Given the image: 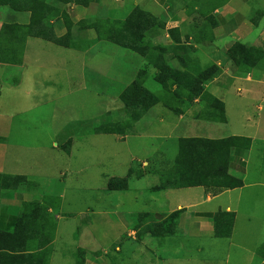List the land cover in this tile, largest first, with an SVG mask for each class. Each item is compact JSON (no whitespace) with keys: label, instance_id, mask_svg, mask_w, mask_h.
Instances as JSON below:
<instances>
[{"label":"crops","instance_id":"1","mask_svg":"<svg viewBox=\"0 0 264 264\" xmlns=\"http://www.w3.org/2000/svg\"><path fill=\"white\" fill-rule=\"evenodd\" d=\"M13 2L4 0L0 5V29L3 24L17 25L20 32L18 43L24 48L15 52L5 50L4 56L0 57V90L5 82L9 87L15 85L13 81L17 77L21 80L28 78L27 69L40 65L42 61L65 68L64 61L73 65L76 55L66 54L67 51L82 54L77 61L82 63L79 68L85 72L86 59L109 51L121 62L114 59V74H103L99 78L115 82L128 79L127 89L138 77L144 95L151 102H148L150 107L146 112L132 124L135 131L119 137L114 135V140L125 144L130 138L151 135L175 139L177 153L171 160H164V154L161 159L155 158L153 153L150 162L139 164L138 172L129 165L123 178L106 180L102 189L120 194L129 191L131 178L152 175L157 177V184L148 186L147 191L153 195L147 199L143 210L118 214L117 218L88 211V217L80 223V233L66 254L60 246L61 237H65L62 225L82 213H63L64 179L54 177L51 191L47 181L41 178L4 170L6 144L13 135H18V129L25 127V123H15L11 117L0 115V264H14L12 260L16 256L21 259L19 264H114L110 256L118 257L116 264H126L133 256L139 258L140 264H169L186 251L200 250L202 246L194 247V242L206 236L226 242L227 262L234 252L239 257L250 256L249 262L252 258H259L263 263L264 244L250 248L240 240L251 236L241 234L238 237L235 227L240 218L246 223L264 222V210L256 215L242 212L244 194L264 188V136L259 137L256 132L244 136L230 134L229 99L225 98L227 91L221 92L220 88L224 86L222 84L239 86L236 97L241 98L242 95L257 94L251 89L264 84V71L251 68L247 72H235L230 59V49L236 44L248 49L264 47V0H73L62 6L65 19L56 17L48 21L55 35L65 38L64 46L27 36L24 27L29 24L28 5H24V0L23 3ZM50 6L52 10L54 7ZM111 14L121 18L109 16ZM74 16L76 21H73ZM143 16L153 20L140 30L142 40L139 44L145 47L141 52L100 40L105 32L104 24L131 21L136 27ZM69 43L75 47H69ZM50 45L56 49H51ZM13 55H17V62ZM210 66H215L218 74L210 75L205 84H197ZM72 71L70 73L66 68L67 77L74 81L76 74ZM34 80L37 85L38 77ZM183 81L190 84L194 81V85L183 84ZM151 82L156 86L151 87ZM243 85L251 89L243 88ZM213 100L222 105L223 121L221 106L213 105ZM168 114H173L174 119H168ZM250 121L248 116L243 120L247 124ZM34 127L42 129L45 134H55L51 123L40 122ZM64 129L55 134L57 144L53 148L59 151L58 142L73 137V134H64ZM226 131L228 134L223 136ZM234 137L247 141L244 146L229 149L228 173L242 182L241 187L218 190L204 186L178 189L164 186L168 173L175 169L181 141H220ZM64 154L74 158V148ZM145 171L150 172L143 174ZM4 180L14 183L11 187L4 186ZM113 180L122 181L123 188L109 190L108 183ZM56 184L61 186L58 190ZM183 190L186 196H181V201L171 209L165 193ZM134 191L141 194L144 190L137 188ZM178 211L181 212L177 216H171ZM215 213L234 214L230 238L215 237L214 220L209 217ZM258 252H262L261 255ZM67 255L72 261L61 263ZM131 264L138 263L133 260Z\"/></svg>","mask_w":264,"mask_h":264},{"label":"rangeland","instance_id":"2","mask_svg":"<svg viewBox=\"0 0 264 264\" xmlns=\"http://www.w3.org/2000/svg\"><path fill=\"white\" fill-rule=\"evenodd\" d=\"M38 1H45L55 10L63 11L57 1ZM18 3H23V0H18ZM48 13L50 10L46 11V15ZM109 16L121 18L112 14ZM73 21H76V16ZM49 47L53 50L56 49L51 45ZM110 47L115 48L114 46ZM259 50L263 58L255 61L250 60V64H257L252 70L264 71V47ZM0 52V57H3L1 45ZM67 52L65 53L76 55L73 65H68L64 61L68 72L74 70V74H76L74 81L67 77L65 67L54 64V62L42 61L40 65L27 69L28 78L21 80L17 77L18 79L13 81L15 85L9 87L5 82L0 90V115L11 117L15 123H25V127L18 129V135H13L6 144V153L3 156L4 170L23 172L31 174L29 176L41 178L43 181H47L49 185L47 187L51 191L53 190L51 185L54 183L51 180L54 177L64 179L63 213H82L62 225L64 231L62 234L65 237H61L60 246L66 254L69 253L75 242V237L80 233V223L88 217V211L103 212L117 218L118 214L143 210L147 199L153 195L147 191L148 186L157 184V177L152 175L142 179L131 178L128 181L127 189L129 191L126 194H120L103 190L102 186L106 180L123 178L129 165L135 172H138L139 164L142 161L150 162L153 153L156 154L155 158L160 157V159L164 154V160L173 159L177 153L175 139L154 138L151 135L141 139L130 138L127 143L123 144L113 138L114 135L118 137L120 135L93 136L102 129L112 130L113 126L123 130L125 125H130L131 132H134L132 124L135 117L141 112H135L128 108L121 98V94L129 82L128 79L124 82L120 80L115 82L109 78H99L103 74H114L112 62H115L116 56L112 57L109 51H104L101 55L94 54L87 57L85 72L80 70L79 67L82 63L77 61L79 55L82 54H76L73 51ZM13 56L12 58H15L17 62V55ZM117 60L121 62L119 59ZM235 72L242 71L237 68ZM34 77H38L37 85H35ZM182 83L189 82L183 81ZM222 85L224 86L220 88V91H227L225 98L229 99L230 123L228 128L230 134L244 136L256 132L259 137L264 136V84L254 86V89L243 85V88L255 90L257 94L249 95V97L242 95L241 98L236 97V90L239 86ZM150 86L155 87L156 84L151 82ZM103 92L106 93L103 94ZM246 116L251 118L250 124L243 122ZM167 118L174 119V116L168 114ZM40 122L51 123L52 132L55 134L64 128H69L73 137L71 139L64 138L58 142V149L69 153L74 148V155H72L74 158H68L67 155L53 148L57 144L56 135H48L43 133L42 129L35 128L34 126H38ZM167 130L171 131V129ZM128 131L130 130H126L125 133ZM227 132H224L223 136H226ZM244 143L246 142H242L241 145ZM148 172L150 171L142 173ZM190 176L199 182H209L204 175L196 176L191 173ZM56 185V190H58L61 186ZM137 188H143L144 191L141 194H136L134 190ZM185 193V190L165 193L170 201L171 209L181 201V196H186ZM242 201V210H244L242 212L259 214L261 210H264V188H256L245 193ZM235 231L237 236L241 234L251 236L250 239L242 238L240 240L250 248L264 244V222L262 224L246 223L243 218H240ZM194 243V247L202 246V248L186 251L180 257H174L172 261H169V264H264L259 258H252L249 262L250 256L239 257L234 252L230 255V262H227L224 240L206 236L196 239ZM211 243L216 245L212 246ZM129 247H131L130 244ZM235 252L237 253L236 250ZM258 253L261 255L262 252ZM109 259H112L114 264L118 262L117 256H110ZM133 260L140 264V260L136 256H133L132 260L128 258L126 264H131ZM71 261V257L67 255L61 263H70Z\"/></svg>","mask_w":264,"mask_h":264},{"label":"trees","instance_id":"3","mask_svg":"<svg viewBox=\"0 0 264 264\" xmlns=\"http://www.w3.org/2000/svg\"><path fill=\"white\" fill-rule=\"evenodd\" d=\"M18 0H14L13 3H16ZM27 1V2H26ZM57 3H60L61 6L67 4L73 0H54ZM4 0H0V5L3 4ZM8 2V1H5ZM26 5H28L26 10L30 12L29 24L24 27V31L27 36L39 37L45 40H48L52 43L62 45L65 44V38H59L55 35L54 30L50 27L48 21L52 18L62 17L66 18L63 11H57L54 8L51 10V6L47 3L38 1V0H24ZM11 3V4H13ZM50 10V13L46 15V11ZM149 18V20H148ZM153 20L149 16H143L138 20V25L136 27L132 26L131 21L127 22H112L107 25L104 24V32L101 34L100 40L114 43L120 47L128 48L133 51L141 52L144 50L139 44L142 40V34L140 30L145 26H148L149 22ZM142 23V24H141ZM134 27V28H133ZM17 29V30H16ZM19 27L2 25L0 29V45L3 49V53H6L5 50L9 51H22L24 46H19ZM69 47L74 45L70 44ZM66 46V47H68ZM75 47V46H74ZM9 56V55H7ZM263 58V55L259 49L256 48H245L239 44L234 45L230 49V59L234 69L237 71V68L242 72H247L251 68L257 66L256 63L250 64V60H257ZM218 69L215 66H210L203 72V78L201 81H197V84L205 83L210 80L211 77L218 74ZM240 72V73H242ZM142 81L140 78H136L133 83H131L128 88L122 93L121 98L125 101V105L128 108H131L135 112L145 113L146 110L150 107L147 97L144 95L142 90ZM189 85L190 83H184ZM190 85H194V81ZM207 98V96H203ZM213 105L217 107L221 106L220 116L223 121V110L222 105L217 100H213ZM217 109V108H216ZM141 114L139 113L135 120H137ZM134 120V121H135ZM114 125V124H113ZM126 130H130L125 133ZM64 134L69 135L71 131L64 129ZM131 132V127L125 125V129H117L113 126L112 130L102 129L101 131L95 133L96 135H107V134H116L120 136L129 135ZM63 136V135H62ZM241 138H229L226 140L220 141H207V140H198V141H181L178 157L175 161V169L168 173V180L164 186L167 188L178 189L186 187H214L218 190L222 188H237L242 186V182L234 177L230 176L228 173V158H229V149L232 147L244 146L241 145L242 142H245ZM247 142V141H246ZM196 170V171H194ZM191 173L197 175H204L209 182H199L196 181ZM18 179V178H17ZM16 179V180H17ZM5 181V180H4ZM13 181L8 180L4 182V186L11 187ZM123 188V182L118 180H113L108 183L109 190H117ZM181 211L173 213L171 216H177ZM214 220V235L219 239H228L231 237L232 227L234 222V214L228 213H215L209 216ZM2 248H0V254ZM21 259H18L17 256L13 258L12 263L19 264Z\"/></svg>","mask_w":264,"mask_h":264}]
</instances>
